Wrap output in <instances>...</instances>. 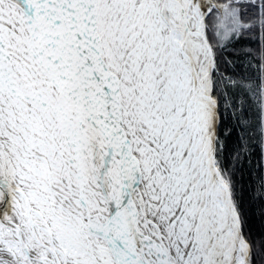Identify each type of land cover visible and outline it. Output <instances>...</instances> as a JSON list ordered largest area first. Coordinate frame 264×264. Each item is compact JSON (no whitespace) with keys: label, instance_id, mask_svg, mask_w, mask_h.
I'll return each instance as SVG.
<instances>
[{"label":"snow or ice","instance_id":"6c2138e0","mask_svg":"<svg viewBox=\"0 0 264 264\" xmlns=\"http://www.w3.org/2000/svg\"><path fill=\"white\" fill-rule=\"evenodd\" d=\"M0 264H264V0H0Z\"/></svg>","mask_w":264,"mask_h":264},{"label":"trees","instance_id":"16d2710c","mask_svg":"<svg viewBox=\"0 0 264 264\" xmlns=\"http://www.w3.org/2000/svg\"><path fill=\"white\" fill-rule=\"evenodd\" d=\"M232 140H233V142H235V140H236V135H235V133H233Z\"/></svg>","mask_w":264,"mask_h":264}]
</instances>
